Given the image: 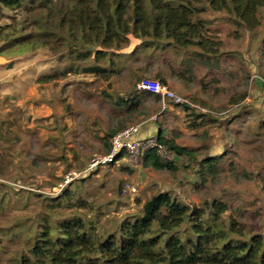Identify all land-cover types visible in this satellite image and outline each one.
I'll use <instances>...</instances> for the list:
<instances>
[{
	"label": "rangeland",
	"instance_id": "374dc122",
	"mask_svg": "<svg viewBox=\"0 0 264 264\" xmlns=\"http://www.w3.org/2000/svg\"><path fill=\"white\" fill-rule=\"evenodd\" d=\"M202 17L213 47L208 56L197 46L142 50L130 36L127 48L109 50L111 62H100L117 69L105 79L86 72L92 60H73L56 40L52 47L13 54L6 41L40 29L34 23L41 26V14L5 11L0 48H8L7 57H24L19 71L24 75L17 81L19 98L14 103L0 100L8 125L6 109L13 105L15 110L13 129L9 132L5 125L10 135L3 127L0 137V264L35 259L31 249L43 224L55 228L79 216L106 235L127 217L139 215L143 204L160 192L198 208L224 201L228 211L223 220L233 218L246 233H264V18L249 31L209 7ZM36 75H41L39 87ZM145 78L163 79L197 108L174 105L161 113L160 102L150 97L141 101L139 118L132 121L122 100L136 97ZM123 122L126 127H154L153 136L163 133L196 149L198 160L221 155L215 173L199 174L201 168L188 156L176 157L177 171L122 160L65 184L69 173H82L92 159L107 153L111 133ZM126 185L130 189L123 194Z\"/></svg>",
	"mask_w": 264,
	"mask_h": 264
},
{
	"label": "trees",
	"instance_id": "16d2710c",
	"mask_svg": "<svg viewBox=\"0 0 264 264\" xmlns=\"http://www.w3.org/2000/svg\"><path fill=\"white\" fill-rule=\"evenodd\" d=\"M207 6L225 12L249 31L261 26L264 18V0H0V21L5 11L40 13L41 26L38 21L34 23L40 29L6 41L13 54L51 46L56 40L65 45L73 60H92L86 72L109 79L117 69L103 67L100 62H111L114 53L109 50L127 48L130 36L140 41L142 50L197 46L203 56H208L213 47L205 36L208 21L202 17ZM1 30L3 27L0 36ZM0 55L11 54L7 47H1ZM150 97L159 101V96L148 91L122 100L132 121L139 118L136 109L141 101ZM124 128L125 122L111 138ZM157 137L176 156L192 159L201 168L199 174L215 173L221 155L198 160L196 149L178 145L163 133ZM125 155L123 151L112 164ZM143 165L178 170L174 163L163 162L155 150L145 153ZM227 211V204L221 200L198 208L169 192H160L143 204L139 215L127 217L117 231L106 235L96 233L94 226L79 216L65 219L55 228L43 224L31 249L35 259L22 257L20 264H264V233H246L233 218L223 220Z\"/></svg>",
	"mask_w": 264,
	"mask_h": 264
},
{
	"label": "built area",
	"instance_id": "2783aa9c",
	"mask_svg": "<svg viewBox=\"0 0 264 264\" xmlns=\"http://www.w3.org/2000/svg\"><path fill=\"white\" fill-rule=\"evenodd\" d=\"M138 88L141 91H148L152 94L159 96L160 111L165 113L172 106H184L188 105L192 108H197L194 102L178 93L174 89L161 83L156 79L145 78L140 81ZM155 117V120H157ZM142 124H132L118 132L110 143V151L105 155L96 156L92 159L89 166L81 172L69 173L66 177V183L73 181L74 179L87 175L89 172H93L97 167L101 165H108L115 162L116 157L123 151L126 152L124 161L131 165H140L143 163V157L145 153L150 150H155L158 157L165 163H175L176 154L171 151L166 145L161 144L158 141L157 136H140ZM118 163V162H117ZM130 189V185H126L123 188V194H126Z\"/></svg>",
	"mask_w": 264,
	"mask_h": 264
},
{
	"label": "crops",
	"instance_id": "0c3cea01",
	"mask_svg": "<svg viewBox=\"0 0 264 264\" xmlns=\"http://www.w3.org/2000/svg\"><path fill=\"white\" fill-rule=\"evenodd\" d=\"M24 57H16V58H10L6 56H1L0 55V72L3 71L5 72L3 75L4 77H0V100L1 98H4V101H8L10 103H14L18 98H19V93H21L20 91L16 90L19 89L18 88V80H21V78H23L22 76L24 75L21 71V69H24ZM39 77V78H38ZM41 75H36L35 77V83L36 85H41V81H40ZM23 80V79H22ZM22 80L20 82H22ZM17 86V88H16ZM18 91V92H17ZM5 94V95H2ZM11 108L6 109V115L10 118V122L9 125L7 123H5L4 117L3 115H1L0 113V137L2 138L5 133L3 131V127L5 128V125L7 124L8 127V131L10 132V130H12V124L15 120V116H14V112L15 110L12 109L13 105L10 106ZM1 109H3L0 106V112ZM16 110L17 107H16ZM14 111V112H13ZM5 114V113H4ZM31 120V126L34 125L35 123V116L30 118ZM36 127V125L34 126ZM6 132L8 135L9 132L7 131V128H5ZM155 131L154 127H149V126H144L141 129V133L140 136L144 137V136H153V132ZM1 168H3V166L0 164V180H1Z\"/></svg>",
	"mask_w": 264,
	"mask_h": 264
}]
</instances>
